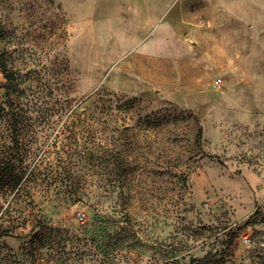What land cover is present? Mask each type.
<instances>
[{"label": "rangeland", "instance_id": "rangeland-1", "mask_svg": "<svg viewBox=\"0 0 264 264\" xmlns=\"http://www.w3.org/2000/svg\"><path fill=\"white\" fill-rule=\"evenodd\" d=\"M1 106L0 264H264V0H0Z\"/></svg>", "mask_w": 264, "mask_h": 264}, {"label": "trees", "instance_id": "trees-1", "mask_svg": "<svg viewBox=\"0 0 264 264\" xmlns=\"http://www.w3.org/2000/svg\"><path fill=\"white\" fill-rule=\"evenodd\" d=\"M2 69H3L4 73L7 71L5 67H3ZM6 79L11 80L12 78H9V75H8V76H6ZM0 110H4L3 106L0 107ZM46 154H47V148L45 149V151H43V153L41 154V156L39 158H45ZM80 158H84V157L81 156ZM29 176L31 177L30 174H29ZM13 180H14V178L9 179L10 182ZM17 181H18V179L15 180V183H17ZM257 216H262L264 218V214H262L260 212H256L248 218V222L257 218ZM37 228H38L37 231H35L32 234L30 241L34 242V243L35 242L39 243V244H41V246L48 245V247L52 248L53 245H56V243H58L56 239L60 240V238L62 236L61 229L50 226L47 223H45L44 221L38 222ZM2 235H6V234L4 233Z\"/></svg>", "mask_w": 264, "mask_h": 264}]
</instances>
